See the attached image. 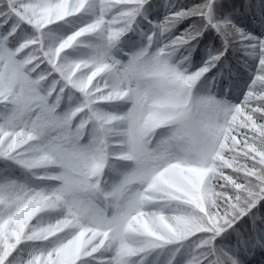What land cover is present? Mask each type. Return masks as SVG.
Instances as JSON below:
<instances>
[{"label":"snow or ice","instance_id":"1","mask_svg":"<svg viewBox=\"0 0 264 264\" xmlns=\"http://www.w3.org/2000/svg\"><path fill=\"white\" fill-rule=\"evenodd\" d=\"M0 264H264V0H0Z\"/></svg>","mask_w":264,"mask_h":264},{"label":"trees","instance_id":"2","mask_svg":"<svg viewBox=\"0 0 264 264\" xmlns=\"http://www.w3.org/2000/svg\"><path fill=\"white\" fill-rule=\"evenodd\" d=\"M259 260V256L257 257V261Z\"/></svg>","mask_w":264,"mask_h":264}]
</instances>
